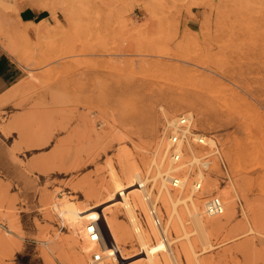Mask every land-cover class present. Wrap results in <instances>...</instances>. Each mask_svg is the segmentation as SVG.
<instances>
[{
	"label": "rangeland",
	"instance_id": "obj_1",
	"mask_svg": "<svg viewBox=\"0 0 264 264\" xmlns=\"http://www.w3.org/2000/svg\"><path fill=\"white\" fill-rule=\"evenodd\" d=\"M27 2L55 13L23 7ZM14 7L18 15L33 11V23L19 22ZM45 16L48 31L34 35ZM0 51L24 72L0 97V264H46L45 254L52 264L80 254L86 264L93 250L119 251L126 261L139 253L135 238L114 247L99 231V245L91 243L77 227L82 219L68 221L53 203L71 199L91 211L83 220L95 218L92 208L100 205L132 233L121 205L114 213L105 203L106 184L112 171L121 172L122 151L144 176L142 159L151 158L154 144L122 138L136 130L130 124L142 128L152 116L160 141L161 107L180 101L193 128L214 137L229 174L219 184L214 160L207 175L215 186L196 195L215 193L227 204L219 216H205L200 206L211 247L202 250L191 227L198 258L264 264V0H0ZM196 108L209 126L198 125ZM244 212L258 214L260 234L240 237L248 229ZM173 245L183 264L180 242Z\"/></svg>",
	"mask_w": 264,
	"mask_h": 264
},
{
	"label": "bare ground",
	"instance_id": "obj_2",
	"mask_svg": "<svg viewBox=\"0 0 264 264\" xmlns=\"http://www.w3.org/2000/svg\"><path fill=\"white\" fill-rule=\"evenodd\" d=\"M24 6H28L39 11L46 10L51 14L55 13L53 9L37 3L27 2L26 4H23V7ZM14 11L17 14L18 21L22 22L16 7H14ZM34 24L38 25V28L33 31L34 35L39 36L48 31V26L44 20ZM17 29H14V31H16L19 35H22L23 37L29 35L27 30ZM190 61L191 60H189V62ZM186 62L184 63L185 65ZM185 65L183 68H185ZM180 102H172L168 104L167 110L161 107L164 118L163 129L166 127H173L177 122V118L181 115H187L193 126V115L190 112L183 113L182 109L184 108V104L182 105V102ZM196 109L198 111V125L205 127L209 126L208 119L204 117V110L201 108ZM175 114L180 115H177L176 117ZM145 123V126L142 128H140L138 124H130L129 127L136 126V130H127L126 136L122 138L124 140L132 141V136L136 135L138 140L141 141L143 143L142 145H145V147H150L151 142L154 144V151L151 158H148L149 160L147 161L142 159V165L146 167V173H144L145 175H141L140 165L136 164L137 162L131 158L130 153L128 154L125 151H122L117 159L121 166V172L112 171L109 182L106 184L108 188L105 187L109 191L105 203L114 208V213H116L117 209L121 205L126 219L131 225L132 233H130L128 227L124 225V223L117 222L114 217L107 219L99 210L101 208L100 205L92 208L94 211H97L96 217L92 218V220H83L86 214L91 211L86 213L84 209L82 210L81 207L71 199L63 201L60 200L58 203H53V209H55L64 218H67L68 221L82 219L79 223H77V227L83 229L84 231H86L87 225L91 222L96 223L99 231H101L102 234L104 233L106 240L114 247H116L117 242L125 244L131 243L132 246V241H134L135 238V244H137L139 248V253H131L125 258L126 261H124V259H122L119 255V251H114L111 254L104 255L102 250H93L101 252L103 258L101 264H126L127 262L132 264H180V259L172 247L174 243L179 242L181 247V261L183 264H202L201 260L198 258L199 255L195 250V245L191 239L192 230H190V228L192 227L195 229L203 246L202 250L206 251L209 247H211L208 245V234L205 230L207 226L201 220L199 210L200 206L203 205L202 214L205 216L213 215H208L205 212L206 197L203 199V197L196 195L207 194L209 189L215 186L216 182L212 176L207 175V173H199V181H203V188L199 193L194 192V187L187 179L182 180V184L179 189H171L177 193L171 192L168 184L175 173L184 169L187 171L188 166L197 162V155L199 152L195 151L190 146L184 147L183 145H180L179 149H182V161L178 164H173L168 159V143L166 138L162 136L163 133L159 137L160 141L155 142V139H153L154 129L156 128L155 121L152 116H148ZM208 143L217 147L220 153V149L214 140V137H208ZM227 151L229 155V149ZM123 179L124 181H122ZM148 182L152 184L151 188L156 189L154 195L155 200H158V202L160 201L162 208L164 209L163 213L165 216V225L161 231L156 229L149 213V208L153 206V204H151V190H148L146 187ZM226 205L227 204H224V209L227 210ZM159 216H162L161 213ZM251 217L249 214L244 212V220L247 223L248 229L239 232L238 234L240 237L251 233L260 234L259 230L255 228L257 224L254 225V222L258 223V214L256 212H252ZM169 229L172 232L174 238L173 241L169 238ZM163 238L165 239L164 241L162 240ZM4 239H6V237L4 238V236H0V241ZM160 249H164V252H159ZM43 257L46 264L53 263L46 254ZM70 264H84L83 256L80 254L75 255Z\"/></svg>",
	"mask_w": 264,
	"mask_h": 264
},
{
	"label": "built area",
	"instance_id": "obj_3",
	"mask_svg": "<svg viewBox=\"0 0 264 264\" xmlns=\"http://www.w3.org/2000/svg\"><path fill=\"white\" fill-rule=\"evenodd\" d=\"M162 133V136L166 138L168 143V159L173 164H178L182 161V149H179L180 145H183L184 147L190 146L195 151L199 152L197 155V162L188 166L187 171L184 169L175 173L169 183L173 189H179L182 184V180L187 179L194 187V192L199 193L203 188V181H199L198 174H206L214 160L218 162L222 171V175L218 178V183L224 185V183L229 180V174L225 161L223 160L217 147L208 143V137L211 138V136L205 135L194 129L191 120L187 115L179 116L175 125L173 127H166L162 129ZM237 203L240 205L241 202L238 200ZM151 204H153V206L149 208V213L152 218V222L156 229L161 231L164 228V223L158 214L157 203L151 199ZM223 211V202L219 196L213 193L206 198V214L219 216L223 213ZM86 235L91 243H97L99 245L100 232L96 223L91 222L87 225ZM162 240L164 241L165 239L163 238ZM102 261L103 258L101 252L92 251L86 264H101Z\"/></svg>",
	"mask_w": 264,
	"mask_h": 264
},
{
	"label": "crops",
	"instance_id": "obj_4",
	"mask_svg": "<svg viewBox=\"0 0 264 264\" xmlns=\"http://www.w3.org/2000/svg\"><path fill=\"white\" fill-rule=\"evenodd\" d=\"M24 7L26 8V6ZM33 14V11L29 9H22L19 16L25 23H31L32 19H34ZM44 19H46V16L42 18V20ZM23 77V69L6 53L0 51V97L16 86Z\"/></svg>",
	"mask_w": 264,
	"mask_h": 264
}]
</instances>
